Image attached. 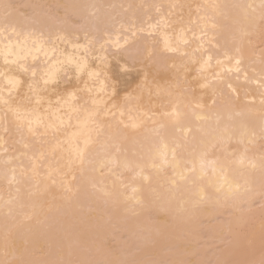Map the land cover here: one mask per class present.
<instances>
[{
    "label": "bare ground",
    "instance_id": "bare-ground-1",
    "mask_svg": "<svg viewBox=\"0 0 264 264\" xmlns=\"http://www.w3.org/2000/svg\"><path fill=\"white\" fill-rule=\"evenodd\" d=\"M36 5L67 18L68 43L55 41L53 55L74 52L69 44L85 43V32L99 43L120 37L123 44L128 37L123 50L110 41L104 48L98 43L92 54L106 56V65L111 63L113 69L117 60L132 65L130 77H118L116 85L120 89L117 103L124 104L125 90L132 93L131 101L102 114L101 119L106 126L113 125L112 132L118 126L127 137V151L120 154V161L127 158L135 171L107 164L94 148L83 165L76 161L69 167L66 141L77 131V118L72 113L69 119L68 109L60 107L57 99L66 85L76 86L74 79L41 92L39 103L26 88L11 95L5 92L13 108L35 110L41 118L55 120L57 130L39 128L36 135L22 134L11 112L8 132L0 128V264L7 260L15 264H110L123 259L132 264H260L264 258L260 201L264 185V0H0V27L6 11L11 13L10 22H22L36 11ZM162 18L167 26L161 29L173 45L181 33L187 39L179 52L163 51L160 34L150 27ZM21 39L22 35L6 29L0 33V45L6 49L11 44L12 53ZM20 55H24L22 48ZM202 55L203 59L212 57L203 75L198 71ZM236 59L241 60L240 71L228 72ZM96 63L92 60L93 67ZM0 70L19 74L17 66L4 63L2 57ZM217 73L222 82L213 79ZM205 78L214 87H201ZM229 83L234 93L227 88ZM112 91L109 87V96ZM86 100L83 94L79 104ZM6 107L0 105V118ZM56 108H60L63 125L53 117ZM174 111L178 115H169ZM133 123L137 126L132 127ZM225 129L224 138L218 139V132ZM92 139L96 140L95 133ZM58 143L62 149L55 148ZM165 145L166 161L161 154ZM213 167H223L231 181L242 187L250 184L255 191H242L225 205L204 209L188 225L175 222L153 200V191L173 180L180 183L185 198L201 188L215 192L213 183L220 173H214ZM181 173L189 178L186 185ZM69 186L72 191L66 192ZM132 188L145 206L136 216L126 217L123 205L128 203L125 197L133 194ZM101 189L119 204L106 206ZM151 226H158L159 231H149ZM140 229L145 230L144 239L137 237Z\"/></svg>",
    "mask_w": 264,
    "mask_h": 264
},
{
    "label": "snow or ice",
    "instance_id": "snow-or-ice-1",
    "mask_svg": "<svg viewBox=\"0 0 264 264\" xmlns=\"http://www.w3.org/2000/svg\"><path fill=\"white\" fill-rule=\"evenodd\" d=\"M175 7V5H172ZM216 8L218 6L213 5ZM251 8V5L248 6ZM36 11L26 17L22 22L9 20L11 13L5 12L4 20L5 23L0 27V33L5 29L14 33L15 35H22V39L17 44V52L12 53L11 44L5 49L4 46L0 45V57L3 58V62L6 64H13L17 66L18 75H12L4 70H0V105H6L3 117L0 118V128L3 132H8V113L11 112L13 119L17 123V129L22 134L36 135L37 129L45 128V130H57L55 120H46L41 118L39 113L35 110H22L20 108H13L4 93L7 92L11 95L14 92H18L21 88H26L28 92L35 98L36 102L39 103L41 100V92L46 91L49 87L61 84L65 79L76 81L75 87L65 86L63 94L58 97L57 103L60 107L68 109V117L72 118V113L76 114L77 118V131L72 133V136L66 141L68 148V164L71 167L76 161H79L83 165L86 160L89 151L95 149L98 154H103L106 157L107 164H119L124 168H128L135 171L133 164L127 158L120 161V154L127 151L125 141L127 137L119 130L114 133L111 131L113 125L108 123L105 125V121L101 119L102 114H107L115 108H121L126 106L132 99V93L125 90L127 93L124 97V104L117 103V97L120 96V89L116 86L119 84L118 77L128 76L132 71V65L127 61L117 60L115 68H112L111 63H107V57L96 55L93 56L92 49L99 42L96 37H90L85 32L84 39L85 43H70V48L75 51L64 53L60 51L57 55L53 53L57 52L54 46L55 41L60 40L68 43L66 35L67 18L59 14H55L45 5H36ZM255 9H253V12ZM247 15V14H246ZM261 17L264 18V6H262ZM18 24L21 28H18ZM166 27V22L162 18L155 25L150 27L160 34L163 51L169 53H176L180 51V45L188 43L185 39L184 34L181 33L176 38V43L173 45L171 37L164 31L161 26ZM215 26V25H213ZM143 31V29H141ZM151 35V33H150ZM78 39V37H77ZM51 41V44L49 43ZM111 41H105L99 43L100 48H104L106 44ZM112 46L118 51L127 48L129 44L128 37H124L123 44H121V38L118 37L115 41H111ZM23 49L24 55H20V49ZM83 53V54H81ZM153 51L151 48L148 49L147 57L151 59ZM12 55V59L9 60L8 56ZM92 60H95L96 66L93 67ZM212 57L208 56L207 59H203L201 56L200 68L198 71L201 75L211 66ZM23 61V62H21ZM30 61V62H29ZM193 62H196L193 57ZM222 61L217 60V64L222 65ZM240 59L235 60V66L228 68V72L236 71L239 72ZM180 66H177V76L179 77ZM214 80H220L221 74L217 73L213 78ZM114 82V83H113ZM144 84H147V75L144 76ZM112 87L113 91L109 96L108 88ZM201 87H214L213 84H209L205 78V83ZM264 87V85H262ZM137 88L141 89L142 85L137 84ZM227 88L230 92H235V89L229 83ZM87 94L88 100H91V106L88 104V100L83 104H79L82 95ZM105 97H108L105 99ZM179 102V101H177ZM215 102V101H214ZM264 103V100H262ZM109 105L112 106L109 109ZM53 112V117L58 119L60 124L65 123L63 117L60 115V108H56ZM169 115H178L175 111ZM123 116V112H121ZM112 118L115 119V113L113 112ZM201 117H198V119ZM121 123H124L122 120ZM132 127L137 125L133 123ZM127 127V125H126ZM217 129H219V117H217ZM26 130V132H25ZM96 134V140L93 141L92 134ZM226 133L224 131L218 132V139H223ZM3 137H0L2 140ZM81 140L83 146H81ZM27 147V145H25ZM91 146V147H90ZM55 148H63V144L58 143ZM54 148V150H55ZM161 154L164 155L165 161L167 160V145L164 150H161ZM43 157V153H41ZM173 159H175V149H173ZM264 160V158H262ZM215 164V162H213ZM238 163L243 165V160ZM106 164V165H107ZM252 167H255V162H250ZM195 162H193V172H195ZM200 171H205L204 157H201ZM219 172L220 175L213 183L215 192H211L205 189H199L192 195L185 198V194L182 193L181 185L177 181L173 180L171 185L164 186L160 190H154L152 198L155 202L165 207L172 215L175 222L180 225L191 224L204 209L212 207H220L227 204L230 201L235 200L240 193H253L255 189L250 184H245L243 187L239 184H235L226 175H224V168L213 167V172ZM142 174V173H141ZM181 180L188 182V177L180 174ZM15 179L14 177L12 178ZM144 180L150 181L149 176H143ZM71 187L66 188V192H71ZM103 194L104 204L118 205L119 201L112 200V194L106 189L100 190ZM127 191V189H125ZM132 195L126 196L125 199L128 201L127 204L123 205L124 212L127 216H136L139 209L145 206V200L138 198L137 189L132 188ZM260 201L261 209L264 210V185L260 189ZM255 202V201H253ZM149 231H159L158 226H151ZM261 234L264 238V222L261 223ZM139 239L145 238V230L140 229L137 232ZM138 251V249L136 250ZM7 255V252H6ZM3 264H15L14 260H7ZM110 264H132L128 259L118 260L110 262ZM152 264V262H149ZM159 264V262H156ZM211 264V262H209ZM216 264H221L217 261ZM260 264H264V258L260 261Z\"/></svg>",
    "mask_w": 264,
    "mask_h": 264
},
{
    "label": "rangeland",
    "instance_id": "rangeland-1",
    "mask_svg": "<svg viewBox=\"0 0 264 264\" xmlns=\"http://www.w3.org/2000/svg\"><path fill=\"white\" fill-rule=\"evenodd\" d=\"M257 207H259V205H256Z\"/></svg>",
    "mask_w": 264,
    "mask_h": 264
}]
</instances>
